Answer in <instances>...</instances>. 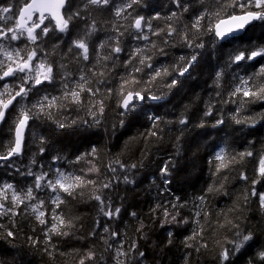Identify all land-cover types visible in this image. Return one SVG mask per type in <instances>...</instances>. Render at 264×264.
<instances>
[{"label":"trees","instance_id":"trees-1","mask_svg":"<svg viewBox=\"0 0 264 264\" xmlns=\"http://www.w3.org/2000/svg\"><path fill=\"white\" fill-rule=\"evenodd\" d=\"M25 2L26 0H0V7L11 6L13 12H16ZM188 2L192 5L189 11L181 14L179 19L173 18L170 21L167 17L172 11H177L172 0H143L141 5L127 9L121 17L115 16L113 5L119 7L126 4L127 0H110V4L104 8L91 6L87 0H68L65 13L71 6L72 11H79L80 15L73 18L66 33L58 32L54 27L55 23L46 20L44 26H48L50 31L47 36L38 39L35 45L25 39L12 42L13 46L21 48L27 45L25 50L38 46L37 59L46 54L48 64L52 65L53 84L45 82L39 86L44 89L40 92L41 96L48 94L61 97L62 83L67 82L69 88H72L79 82L82 74L89 82L86 88L99 87L101 91L98 96L91 98L87 91L82 92L83 105L68 104L67 101L59 99L57 106L46 109V113H51L50 118L45 114L29 119L23 155L13 159L12 167L0 166V184L12 183L17 190L30 186L33 177L17 174L15 168H20L22 172L32 168L38 173L41 169L37 165L40 164L44 165L49 178H53V170L58 167L65 173L94 179L96 184L77 189L79 194L68 196L56 209L66 220L70 219L74 227L66 237L53 235L51 246L45 243V225H40L30 212L15 217L14 227L7 217L0 218L5 222L6 228L15 232V239L0 237V264H79V260L89 249L94 252L97 264H116L115 249L118 245L113 244L112 248H108L104 242L107 234L102 231L104 226L109 225L110 231L115 230L122 234L119 238L123 244L122 250L129 254L120 259L127 261V264H217L219 246L226 245L227 240L234 238L233 233L237 229L232 227L233 224H238L242 231L251 230L254 233L255 246L237 253L232 258V264L256 261V253L264 249V208L260 206L258 195L251 193H264V179L254 186L252 184V180L258 177L260 159L264 157V120L255 127H249L246 124H236L232 116L238 114V118H245L264 113V102L258 101L243 108L238 103L222 102L237 85V80L234 79L236 74L252 76L257 84L264 82V76L256 75L260 67L264 66V57H257L247 64L228 63L229 56L239 50L264 47V22H255L243 36L226 43L214 40L211 35H203L201 39L205 48L198 50L201 57L193 65V78L185 82L182 77L183 87L177 86L170 93L166 84L171 76L147 83L150 69L145 68L141 73H134L140 81L135 85L136 89L147 87L151 94H169L159 102L146 99L131 115H120L122 109L118 106L120 97L117 90L121 78L127 76L124 65L129 59V53L139 46L153 56L154 67L164 61L171 65L179 56L186 55L191 50L183 46L176 33L171 38L175 41V46L165 47L162 40L168 38L165 34L167 26L171 24L177 32L182 33L184 26L191 23L190 16L202 8L204 11L216 9V4L224 0ZM234 11L225 8L221 16L226 19ZM157 15L159 19L154 18ZM135 16H144L146 21L151 20L153 30L165 31L160 36L149 33L150 41L137 40L133 35L134 29L130 27ZM14 20L15 17L6 24L4 20H0V27L11 26ZM215 22V18H212V23ZM93 23L96 31L85 41L89 48V59L85 61L78 55L81 50L76 49L72 41L84 38L91 31ZM117 28L119 32L115 30ZM39 32L40 30L37 33ZM117 38L122 51L113 54L111 47ZM105 41V46L100 48L99 45ZM151 43H155L157 47L152 49ZM160 47H165L166 56L160 55ZM21 55H24L23 51ZM105 56L110 58L105 60ZM35 62L33 61L34 64ZM131 67L132 65H128V69ZM221 68L224 69V76L220 86L216 87L213 83L214 74ZM101 72L104 73L103 76L100 75ZM100 80L103 83H97ZM5 82L18 83L10 78L0 81V86ZM249 83L251 85L253 81L250 80ZM108 89L112 90L110 95ZM33 97L34 94L30 93L26 103H35ZM98 99L104 102V112L97 116L100 122L95 124L89 115V108ZM234 99L239 101V97ZM209 104L214 105L213 114L206 117L204 113ZM92 111L95 112L96 109L92 108ZM17 114L18 107L15 102L1 126L0 148L3 150H7L14 137L12 129ZM149 114L162 118L155 129L151 128L152 121L147 119ZM182 114L187 117L188 125L177 122ZM221 115L225 123L215 126V119ZM122 119L123 126L120 125ZM73 120L77 121L75 125L63 129L54 123H68ZM201 123L203 127L198 126ZM152 131H157L158 137L152 136ZM41 137L45 138L43 145L40 143ZM41 146L45 149L42 155L39 152ZM93 147L97 149L95 156L84 155L90 153ZM220 147H225L227 155H235L236 161L217 173L216 165L219 161L214 160L213 156ZM247 151H251L253 155L243 158L238 155ZM57 155L64 159L53 161V157ZM78 156L83 158L76 162ZM33 159L36 161L35 165L31 163ZM116 160L124 164L125 169L113 164ZM169 161L172 162L169 164L170 172L167 176H162L160 169ZM109 164L116 167L115 173L109 170ZM132 164L137 167L131 169ZM93 166L99 171L89 172ZM241 173L248 179L242 180ZM125 175L134 183H124ZM108 180H112V187L101 188ZM165 180L170 183L165 184ZM209 187L214 188L212 193H208ZM224 192L227 195H223ZM95 194H100L106 202L110 199L113 208H121L118 220L109 221L103 216L98 202L93 198ZM55 195L50 190L39 193V198L44 201L45 211L50 212L55 208L51 202ZM60 195L62 199L67 196L65 193ZM199 196H204L203 204L197 199ZM176 197L184 205L179 208L178 219L187 218L189 223L183 226L165 224L161 227L162 208L176 211L172 208ZM158 204L162 206L161 209H156ZM132 212L136 213L135 217L130 215ZM197 212L201 213L199 217H196ZM45 219L51 223L48 216ZM195 219L200 223L196 224ZM138 221L145 225L142 232L146 235L136 231ZM226 221H231L232 224H226ZM197 228L203 229V239L197 237L196 241H190L194 244L193 248L185 247V238ZM168 230L173 231L171 244L167 242ZM32 239L39 243L33 245ZM133 241L137 244L136 251L144 252L143 257L129 250ZM200 243H206L207 247L196 251L195 248ZM86 264L93 262L86 261Z\"/></svg>","mask_w":264,"mask_h":264},{"label":"snow or ice","instance_id":"snow-or-ice-1","mask_svg":"<svg viewBox=\"0 0 264 264\" xmlns=\"http://www.w3.org/2000/svg\"><path fill=\"white\" fill-rule=\"evenodd\" d=\"M68 0H26V2L18 7L16 12H13L11 6L0 7V20H4L5 24L9 20H13L14 23L11 26L0 27V81H7L8 78H14L18 83H7L5 82L2 86V91H0V123H4L6 120V115L8 114V109L13 106V102H16L18 107V114L14 121V137L7 147V150L0 148V166L12 167V161L14 158H19L23 155V130L27 127L29 119L37 118L40 115L47 114L49 118L51 113H46V109H51L57 106V101L62 99L67 101L68 104L83 105L84 101L81 99V93L87 91L89 98L98 96L101 89L99 87L93 89L92 87H85L89 82L86 80L85 76L82 74L79 77V82L72 88H69L67 82L62 83L63 92L61 97L50 96L48 94L40 95V92L44 89L39 86L47 84H53V67L48 64L46 60V54L42 55L40 59H37L38 46L36 48H31L28 50L27 45L23 48L18 46H13V41H18L25 39L31 42V44H36L38 39L48 35L50 28L48 26H43L45 20L54 21L55 29L60 33H66L69 29V24L74 17L80 15L79 11L73 12L71 6H69L67 13L62 12L65 8ZM87 3L91 6L98 8H104L110 4V0H87ZM143 3V0H127L126 4H122L115 8V16L121 17L127 9H134L135 6H139ZM172 4L175 6L177 11H172L167 17L168 20L173 18L179 19L181 14L187 13L189 8L192 6L188 0H172ZM207 7V6H205ZM225 8H231L235 11L228 15L227 18H222L221 14ZM12 13V15H8ZM35 17V20L33 19ZM207 17V19H206ZM159 19L157 15L154 17ZM212 18H215L216 22L212 23ZM191 23L184 26V31L182 33L177 32L175 26L169 24L166 29L167 39H163L162 43L165 47L175 46V41L172 40V36L176 33L183 46L190 49L191 51L186 55H181L177 58L175 62L168 65L166 61L159 64V66L154 67L152 61L153 56L148 55L146 49L141 47H136L131 53H129V59L126 61L124 67L127 69V76L121 78V84L117 90V95L120 97L118 101V106L122 109L120 115L122 117L131 115L146 99L159 102L167 98L170 91L177 86L183 87L181 78L187 79L193 78V72L195 69L193 65L198 63V57H201V52L199 49H204L205 44L201 37L205 34L211 35L214 40L223 41L226 38L232 36L235 33L242 31L246 25L254 22H264V0H224L222 3L216 4V9H209L204 11L200 9L198 12L194 13L193 16L189 17ZM204 21L205 23H201ZM228 25V27H223ZM134 29L133 35L137 40L150 41L149 33L152 36H160L161 32L165 31L163 29L157 31L153 30L151 20H145L144 16L133 17L132 23L130 25ZM37 29L40 32L37 33ZM119 32V28L115 29ZM96 31L95 24L91 25V31L86 34L84 38H79L72 41L73 46L76 49L81 50L78 55L82 57L83 60L87 61L89 59V48L88 44L85 42L88 36H91L92 32ZM191 33V35L189 34ZM123 35V33H120ZM105 43L99 45L100 48L105 46ZM157 45L151 43V48L155 49ZM165 47L159 48V53L161 56H166ZM72 49L70 48L69 51ZM24 55H21V52ZM122 51L120 47L119 39H116L114 46L111 47V53L118 54ZM247 52V54H246ZM257 57H264V47H258L252 50H239L234 55L229 56V64L240 65L241 62L247 64L249 61L256 60ZM110 57L105 56L104 59L107 60ZM33 61H36L35 64ZM133 61H136L134 64ZM128 65H132L128 69ZM147 68L151 70L150 78L147 83L154 82L157 78H166L171 76L172 78L167 82L166 87L169 93L164 95L151 94L147 87H141L139 89L135 88V85L140 81L134 75V73H141ZM192 69V71H190ZM187 74V76H185ZM95 75V73H93ZM101 76L104 75L103 72L100 73ZM257 76H264V66H261L259 72L256 73ZM224 76V69L221 68L214 74L213 83L216 87L220 86L221 80ZM234 79L237 80V85L233 88L228 98L222 103H238L240 108L246 105L253 104L255 102H264V82L257 84L252 76H240L236 74ZM67 80V78H65ZM252 80L253 83L250 85L249 81ZM97 83H103L102 80L97 81ZM129 85H132L130 88ZM111 89L107 92L110 95ZM34 94L35 103H26L28 101L29 94ZM145 93H148L145 95ZM219 95V93H217ZM239 97V101L234 99ZM19 98V100L17 99ZM247 98V99H245ZM214 105L209 104L204 115L211 116L213 114ZM92 108L96 111L93 112ZM15 110V109H14ZM143 111V110H141ZM104 112V102L103 100H96L91 104L89 108V115L92 116V120L95 124H99L98 115H102ZM147 119L152 121L151 128L155 129L158 127L160 120L162 119L159 115L147 116ZM232 120L236 124H246L249 127H255L257 123L264 120V113H259L256 116L238 118L237 115L232 116ZM180 125H188L189 121L183 114L177 121ZM56 126L60 129L66 127H72L77 123L73 120L68 123L62 121H54ZM83 123H88L83 121ZM225 123L223 116L221 115L218 119H215V126H220ZM124 120L120 121V125L123 126ZM91 126V125H90ZM203 127L201 123L198 125ZM152 136L158 137L157 131L151 132ZM40 143L43 145L45 143V138H40ZM45 149L43 146L40 147L39 152L42 155ZM97 149L93 147L90 153H85L84 155L95 156ZM241 158L244 156L251 157L253 153L251 151L241 152L238 154ZM83 157L78 156L76 162H78ZM64 158L62 156H54L53 161H60ZM213 159L219 161L216 165V172L219 173L221 169L228 168L232 163L236 161L235 155H227L225 147H220L219 150L214 154ZM33 165L36 164L35 159L31 162ZM171 161L165 163L161 169L160 173L162 176H167L170 172L169 164ZM113 164H118L121 169H125V165L120 163L118 160L113 161ZM113 164H109L108 168L112 173L117 171ZM142 166V165H141ZM175 167L174 164H172ZM41 170L37 173L28 168L26 171L22 172L20 168H15L17 174L33 177L30 186L22 187L17 190V187L12 183L0 184V218L7 217L8 221L15 226L14 218L21 215H27L29 212L34 216L35 220L38 221L40 225H45V243L49 246L52 244V236H62L66 237L70 234V230L74 227L72 221L66 220L63 215L56 211L61 204L64 203L68 196L74 197L79 194L76 190L81 189L87 185H95L96 180L88 179L85 175H76L72 173H65L60 168H55L53 170V178L48 177V172L44 170V165H37ZM136 164L130 166L131 169H135ZM99 169L95 166L89 169V172H98ZM240 178L242 180H247V176L241 173ZM264 179V157L260 159L258 168V177L252 180L253 186ZM124 183L131 184L134 183L133 180L129 179L128 175H125ZM170 183V181L165 180V184ZM103 189H109L112 187V180H108L101 186ZM35 190V194H34ZM50 190L56 195L52 198V204L55 205L50 212L44 210V201L39 198V193L41 191ZM208 193L214 191L213 187L207 189ZM60 193H65L67 196L64 199L61 198ZM252 195H258L259 203L261 208H264V193L257 194L255 191L251 193ZM223 195H227L224 192ZM93 198L98 202L100 212L109 221L118 220L120 217L121 208H113L110 199H102L100 194H95ZM202 204L205 202L204 196H199L197 198ZM35 201V203H33ZM175 203L172 204V208L176 211H170L168 208H162L161 205H157L156 209L162 208V219L161 227L165 224H177L180 226L187 225L189 220L187 218L178 219L180 216L179 208L184 205L180 202V198H175ZM156 209H153L155 211ZM200 212L196 213V217L200 216ZM207 216V213H204ZM131 216L135 217L136 213H130ZM50 218L51 223L48 219ZM194 222L199 224V220L195 219ZM99 223V222H97ZM226 224H232L231 221H226ZM224 227L226 225H220ZM145 225L142 221H138L137 232H142ZM232 227L237 229L234 233L233 239L227 240L226 245H220V250L217 256V264H232V258L240 253L241 250L251 249L255 246L254 233L251 230H240L238 224H233ZM102 231L107 234L105 239V244L108 248H112L113 244L118 245L115 249L116 264H127V261L121 260L120 257L128 256V252L123 251V244L120 242V236L122 235L118 231H110V225L104 226ZM95 235V233H92ZM146 235V234H143ZM0 237L4 239L12 238L15 239V232L6 228L5 222L0 219ZM173 231H167V242L172 243ZM200 237L203 239V229L197 228L193 229L192 234L187 236L184 240L185 247L193 248L194 244L190 241H196V238ZM111 240V243H109ZM33 245L39 243L35 239L31 240ZM203 247L206 248V243H200L198 247L195 248L196 251ZM137 244L135 241L129 246L131 252H136V255L143 257V251H136ZM107 250V249H106ZM86 261H92L93 264H97V259L94 252L89 249L83 258L79 260V264H86ZM264 264V249L256 253V261H249V264Z\"/></svg>","mask_w":264,"mask_h":264},{"label":"water","instance_id":"water-1","mask_svg":"<svg viewBox=\"0 0 264 264\" xmlns=\"http://www.w3.org/2000/svg\"><path fill=\"white\" fill-rule=\"evenodd\" d=\"M67 4H68V3H66L65 8L62 9V12H65V9H66V7H67ZM33 19H35V17H34ZM53 22H54V21H53ZM255 22H257V21H254V22H252V23L246 25V27H245L242 31H240V32H238V33H235V34H233L232 36H230V37H228V38H226L225 40L220 41V42H221V43H226V42H228V41H230V40H232V39H235V38H238V37L243 36V35L245 34V32L247 31V29H248L250 26H252ZM223 27H228V25H224ZM143 103H144V102H143ZM143 103H142V104H143ZM14 104H15V101L13 102V106H14ZM13 106H11V107L8 109V112H9V110H10ZM2 124H3V123H0V132H1V126H2ZM28 125H29V121H28L27 127L23 130V144H25L26 135H27V131H28Z\"/></svg>","mask_w":264,"mask_h":264},{"label":"flooded vegetation","instance_id":"flooded-vegetation-1","mask_svg":"<svg viewBox=\"0 0 264 264\" xmlns=\"http://www.w3.org/2000/svg\"><path fill=\"white\" fill-rule=\"evenodd\" d=\"M43 26H44V25H43ZM43 26H42V27H43ZM39 30H40V29H37V32H38Z\"/></svg>","mask_w":264,"mask_h":264}]
</instances>
